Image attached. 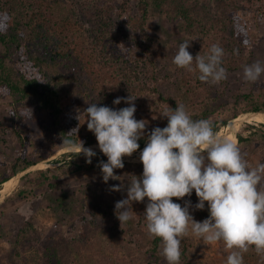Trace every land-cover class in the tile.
<instances>
[{"label": "rangeland", "instance_id": "obj_1", "mask_svg": "<svg viewBox=\"0 0 264 264\" xmlns=\"http://www.w3.org/2000/svg\"><path fill=\"white\" fill-rule=\"evenodd\" d=\"M137 1L75 0V6L80 18L86 22L93 17L98 5L111 4L112 12L108 19H112L114 24L115 46L121 50L120 53L123 50L136 57L143 49V37L137 33L136 39L132 40L122 26L128 28L129 35H134L128 17L137 13ZM158 1L160 6L149 19L146 32L154 38L156 69L163 73L160 88L175 94L182 103L186 102L189 97L184 88L187 89L193 74L199 77V71H188L173 63L179 44L184 40L191 41L189 51L195 57L198 53L204 55L213 43H218L224 49L223 66L227 69L228 78L209 84L218 106L208 119L220 127L219 131L224 127L221 136L229 138V127L239 116L257 110L264 112V76L256 82L243 78L245 65L264 60V19L255 9V3H258L256 0H237L236 6H226L220 0H199L195 10V0H186L188 13L183 14L179 6L182 0ZM124 2L127 3L125 11L119 14V7ZM200 6L206 16L201 22L196 21ZM229 17L246 27L241 40H233L229 36L226 30ZM156 96L140 95V112H135L137 119H143L146 113L153 114ZM256 107L259 109L254 110ZM13 109L12 95L0 86V167L6 173L15 166L17 174L67 146L50 116L35 112L19 125L11 115ZM155 116L157 124H146L145 136L138 142L143 140L146 145L151 129L166 126L167 117L158 113ZM237 127L236 134L243 140L237 138L236 143L249 163L255 166L264 162V121L250 118ZM72 132L80 138L92 136V143L98 144L87 123L72 127ZM143 147L130 157H138ZM96 153L88 163L81 149L61 152L43 166L25 172L19 179L12 176L0 185V194L11 190L14 185L0 200V264H56L53 246L61 242L70 246L76 258L85 264H147L143 246L147 222L143 212L148 198L132 204L137 212L133 219L135 228L126 222L121 226L115 214L116 201L127 196L128 176L142 174V161L124 159L125 167L115 169L124 179L105 182L99 161H106L107 156L102 152ZM118 184H123L124 188L113 190L111 186ZM194 195L196 193L193 192L190 197L181 198V203L183 206L186 200H191L190 211L195 209L191 211L192 215L202 221L210 215L207 202L204 209H196L198 197L196 195L193 201ZM184 238L189 248L188 256L181 257V262L226 264L230 250L222 241L207 245L191 232ZM244 261L245 264H264L254 246L244 253Z\"/></svg>", "mask_w": 264, "mask_h": 264}, {"label": "clouds", "instance_id": "obj_2", "mask_svg": "<svg viewBox=\"0 0 264 264\" xmlns=\"http://www.w3.org/2000/svg\"><path fill=\"white\" fill-rule=\"evenodd\" d=\"M190 43L184 40L179 44L173 57L177 67L198 70L199 80L213 84L228 78L223 66L224 49L218 43L195 57L189 51ZM261 76L264 60L244 66L245 81L256 82ZM135 99L132 94L116 97L115 105L122 100L127 102V106L120 108L91 102L83 111L87 114L88 129L107 156L106 161H99L105 182L124 179L115 169L125 167L124 157L140 149L138 141L145 136V120L135 116ZM81 114L75 117L79 121ZM163 115L167 125L151 129L140 151L142 174L128 176L127 196L115 203L121 226L135 218L133 202H144L147 197L143 212L146 228L151 237L161 238L168 264H180L181 241L189 232L207 245L222 241L230 250L226 264H245L244 253L251 246L264 259V162L252 166L234 140L221 136L210 119H194L183 103L177 102L175 108ZM81 142V154L91 163L97 153ZM73 143L63 137V144ZM111 187L119 191L124 185ZM193 190L198 197L196 209H204L207 202L210 215L202 221L192 215L191 200L182 206L172 199L190 197Z\"/></svg>", "mask_w": 264, "mask_h": 264}, {"label": "trees", "instance_id": "obj_3", "mask_svg": "<svg viewBox=\"0 0 264 264\" xmlns=\"http://www.w3.org/2000/svg\"><path fill=\"white\" fill-rule=\"evenodd\" d=\"M198 1L195 0V10ZM137 2V13L128 17L134 35H129L128 28L122 26L132 40L136 39L137 33L143 37V49L135 57L123 50L120 53L121 50L115 46L114 24L112 19H108L112 12L111 4L98 5L93 17L83 22L77 13L75 0H0V86L13 97L11 115L15 122L21 125L33 113L40 112L53 119L62 137L75 143L81 144L83 141L89 144L94 138H80L72 132V127L87 123V114L83 111L91 102L120 108L127 106V102L122 100L115 105L114 99L132 94L137 97L134 101L136 112H140V95L157 94L155 111L143 116L145 123L152 125L157 124V113L163 115L165 111L175 108L177 102L182 103L175 94L160 88L163 73L156 69L154 38L146 32L149 19L160 6L159 1ZM220 2L226 6H236L238 1ZM256 2L255 9L264 19V0ZM185 4L186 0L179 4L183 14L188 13ZM126 5V2L120 5L119 14L125 11ZM200 7L196 12L199 18L196 17V21L199 22L206 18L203 7ZM184 17L187 19V16ZM226 26L233 40H241L246 34V27L232 17H229ZM192 76L187 89L184 88L189 98L183 104L194 119H208L218 104L210 83L199 80L194 74ZM78 113H82L80 121L75 118ZM167 122L166 119V125ZM213 126L219 131L220 127L214 123ZM237 138L243 140L241 135L235 133L233 140L236 142ZM144 143L143 140L139 142L140 149ZM16 172L15 166L10 173L0 167V185ZM172 199L179 203L182 201L177 197ZM126 223L135 228L133 219ZM146 232L143 246L147 264H168L162 253L161 238L151 237ZM66 245L61 242L53 246L56 264H85ZM180 247L181 257L186 258L189 248L186 238L182 239ZM180 264L187 262L180 261Z\"/></svg>", "mask_w": 264, "mask_h": 264}, {"label": "water", "instance_id": "obj_4", "mask_svg": "<svg viewBox=\"0 0 264 264\" xmlns=\"http://www.w3.org/2000/svg\"><path fill=\"white\" fill-rule=\"evenodd\" d=\"M255 115H260L264 118V112L263 111H254V112H251V113H246V114H243L239 117H236V118H239V119H235L233 121V123L230 125L229 127V130L230 132L233 131L234 133H236V130L238 129V124H241L243 123V121H246L247 119H250L251 117L255 116ZM237 135V134H236ZM85 147H92L95 151H98V152H102L99 147H98V144L97 143H89V144H84ZM74 150H80V143L79 144H71V145H67L66 147H64L63 149H61L60 151H58L56 154H54L52 157L46 159L45 161H39L37 163H34L30 166H28L27 168H25L24 170L18 172L17 174L14 175L15 179H19L25 172L27 171H30L32 169H36V168H39L41 166H43L47 160L49 159H53L55 158L59 153L61 152H66V151H74ZM103 153V152H102ZM124 159H128V160H131V159H139V156L138 157H129V156H125ZM16 182V181H15ZM14 187V185H13ZM12 187V189H13ZM11 189V190H12ZM11 190L7 191L6 193H3V194H0V200L3 199L7 193H9Z\"/></svg>", "mask_w": 264, "mask_h": 264}, {"label": "bare ground", "instance_id": "obj_5", "mask_svg": "<svg viewBox=\"0 0 264 264\" xmlns=\"http://www.w3.org/2000/svg\"><path fill=\"white\" fill-rule=\"evenodd\" d=\"M251 119H258L259 121H264V119L263 118H260V117H257V116H253V117H251ZM223 131H224V127H222V129L218 132L220 135L223 133ZM232 135H233V131H231L230 132V137H229V139H231L232 138ZM6 186V185H5Z\"/></svg>", "mask_w": 264, "mask_h": 264}]
</instances>
